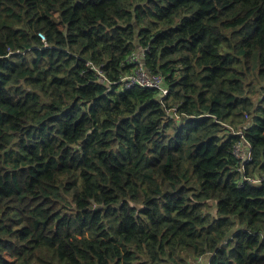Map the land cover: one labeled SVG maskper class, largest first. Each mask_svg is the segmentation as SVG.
I'll return each instance as SVG.
<instances>
[{"label": "trees", "instance_id": "obj_1", "mask_svg": "<svg viewBox=\"0 0 264 264\" xmlns=\"http://www.w3.org/2000/svg\"><path fill=\"white\" fill-rule=\"evenodd\" d=\"M141 47L167 96L119 83ZM249 178L264 0H0V264H264Z\"/></svg>", "mask_w": 264, "mask_h": 264}, {"label": "built area", "instance_id": "obj_2", "mask_svg": "<svg viewBox=\"0 0 264 264\" xmlns=\"http://www.w3.org/2000/svg\"><path fill=\"white\" fill-rule=\"evenodd\" d=\"M148 50L149 49L146 47H141L138 51L132 53L127 58L129 63L134 64V68L131 72L120 76L118 81L125 89H130L133 87L152 88L158 90L160 97H165L169 93V90L165 86L163 76L150 72L145 66L144 61ZM88 65L96 72L99 82L105 84L107 88L110 89L114 82L103 71V69L92 62H88ZM172 116L179 118L183 115L173 112ZM235 152L237 156L242 158L244 161H249L252 159L249 147L247 148L246 144L244 145V143H239L235 149ZM249 180L254 183H260L261 181H264V178H249Z\"/></svg>", "mask_w": 264, "mask_h": 264}, {"label": "crops", "instance_id": "obj_3", "mask_svg": "<svg viewBox=\"0 0 264 264\" xmlns=\"http://www.w3.org/2000/svg\"><path fill=\"white\" fill-rule=\"evenodd\" d=\"M197 264H208L206 261H202L200 263H197Z\"/></svg>", "mask_w": 264, "mask_h": 264}]
</instances>
